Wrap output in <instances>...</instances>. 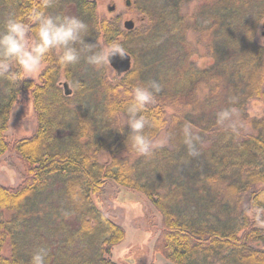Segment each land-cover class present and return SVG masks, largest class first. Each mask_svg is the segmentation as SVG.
Segmentation results:
<instances>
[{
    "label": "trees",
    "instance_id": "1",
    "mask_svg": "<svg viewBox=\"0 0 264 264\" xmlns=\"http://www.w3.org/2000/svg\"><path fill=\"white\" fill-rule=\"evenodd\" d=\"M191 1L134 0L145 21L129 31L94 0H54L47 9L82 20L85 43L118 42L135 65L109 77L111 66L89 64L84 51L67 68L53 51L38 79L0 78V156L18 154L23 166L17 185L0 184V264H31L41 248L46 264H119L111 251L124 229L94 201L111 183L142 193L160 213L153 249L168 262L264 264V45L255 36L264 0H194L188 15L182 7ZM32 3L0 0V31ZM153 81L160 91L143 113L144 134L152 141L166 130L169 143L143 155L128 139L127 93ZM24 95L36 128L9 139L10 109ZM251 99L262 102L261 115H247ZM225 110L231 117L219 123Z\"/></svg>",
    "mask_w": 264,
    "mask_h": 264
},
{
    "label": "clouds",
    "instance_id": "2",
    "mask_svg": "<svg viewBox=\"0 0 264 264\" xmlns=\"http://www.w3.org/2000/svg\"><path fill=\"white\" fill-rule=\"evenodd\" d=\"M53 2L33 0L23 16L6 21L0 31V78L16 80L38 73L53 51L58 53V63L65 68L79 62L81 51L87 53V62L96 67H102L110 58L122 54L123 49L116 41L106 49L85 43L82 33L86 32L87 25L74 16L48 14L47 9ZM80 43L85 45L82 50L76 47ZM159 91L160 85L153 81L148 87L136 86L127 93L131 97L126 107L130 129L128 139L131 146L143 155L152 151V141L144 134L149 121L143 113L154 101V92ZM111 107L112 115H115L118 109ZM230 117V111H222L218 114V122ZM152 126L159 127V121H153ZM184 134L185 142L191 145L193 134L188 127H185ZM46 256L45 249H37L31 256V264H46Z\"/></svg>",
    "mask_w": 264,
    "mask_h": 264
},
{
    "label": "rangeland",
    "instance_id": "3",
    "mask_svg": "<svg viewBox=\"0 0 264 264\" xmlns=\"http://www.w3.org/2000/svg\"><path fill=\"white\" fill-rule=\"evenodd\" d=\"M96 2L97 11L106 18L115 19L119 26L126 30L123 26L125 20H133L134 27L140 26L143 20L142 13L136 11L132 7L134 0H94ZM130 1V2H129ZM196 1L192 0L183 5V11L191 15ZM113 9L110 10L109 7ZM132 28V29H133ZM256 42L264 45V25H261L256 33ZM187 39L194 41L193 34L189 32ZM103 48L106 49L105 45ZM192 59L198 64L205 63L204 58L199 57L198 53H194ZM132 63L134 60L132 58ZM41 67L38 73L32 76H26L30 79H38V75L43 70ZM184 68V66H183ZM115 71L110 68L108 70L109 77H114ZM65 79H60V86ZM64 88V87H63ZM262 102L251 99L246 105V113L250 116L261 115ZM173 114V110H168V118ZM37 121L35 119V111L32 107V101L28 96L24 95L19 101L12 106L8 118V126L6 134L9 139H17V137L32 134L36 128ZM249 131V128H246ZM168 136L166 130L160 131L155 139L152 140V148L156 146L168 145ZM107 152L103 151L99 154L98 159L103 163L107 161ZM23 166L19 160L18 154L7 151L0 156V184L17 185L20 181ZM94 201L102 209L104 214L109 215L115 223L120 224L124 229L125 238L112 248L111 256L114 261L119 264H173L168 262L161 254L154 251V240L159 234L160 213L156 211L151 203L142 193L132 191L131 189L118 186L117 184H108L104 188L102 196H94ZM260 227L264 228V212H262Z\"/></svg>",
    "mask_w": 264,
    "mask_h": 264
},
{
    "label": "water",
    "instance_id": "4",
    "mask_svg": "<svg viewBox=\"0 0 264 264\" xmlns=\"http://www.w3.org/2000/svg\"><path fill=\"white\" fill-rule=\"evenodd\" d=\"M110 10L113 9L112 7H109ZM123 26L126 30H130L134 26V21L129 19L125 20L123 23ZM107 63L111 66V68L115 71L117 75H121V73H125L128 70L131 69L132 66V58L129 53L123 50L121 55H116L112 58H110ZM62 87H64V93L65 95H68L71 93V88L68 86L67 82H62Z\"/></svg>",
    "mask_w": 264,
    "mask_h": 264
}]
</instances>
